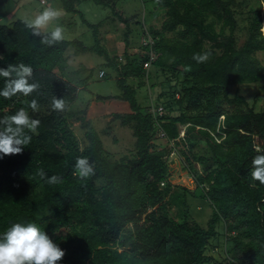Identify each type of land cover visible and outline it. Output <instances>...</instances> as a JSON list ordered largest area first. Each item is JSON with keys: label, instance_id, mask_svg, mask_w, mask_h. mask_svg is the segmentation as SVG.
Wrapping results in <instances>:
<instances>
[{"label": "trees", "instance_id": "16d2710c", "mask_svg": "<svg viewBox=\"0 0 264 264\" xmlns=\"http://www.w3.org/2000/svg\"><path fill=\"white\" fill-rule=\"evenodd\" d=\"M8 1L0 0V6ZM84 1L60 3L93 28L94 45L89 47L65 38L49 45L42 39L50 31L42 29L37 36L25 19L0 21V68L31 65L29 82L40 84L29 97H0V118L23 107L41 121L36 133H28L32 140L22 154L0 158V237L14 223H35L65 251L58 264H264V184L251 177L252 157L264 154V109H256L243 95L230 96L233 85L264 82V61L258 56L264 52V0L248 11L249 34L240 46L235 0H143L153 3L151 11L161 15L162 23L159 28L142 26L147 52L126 53L124 62L101 43L104 20L91 24L84 18L78 8ZM89 1L112 8L115 2ZM114 12L126 22L128 43L129 20ZM226 29L230 34L221 39ZM206 41L212 42L211 48L204 46ZM71 45L104 55L106 65L117 73L121 92L98 94L96 99L128 102L131 111L114 112V118L132 130V155L113 158L100 131L87 123L81 141L67 115L48 107L53 96L75 100L77 85L54 68ZM205 51L211 53L205 63L192 59ZM145 63L153 68L148 70ZM158 70L166 81L160 82L156 99L146 94L143 104L142 79L150 81ZM168 70L172 73L166 74ZM133 78L140 79L137 86L129 82ZM4 85L0 77V90ZM150 85L153 89L157 82ZM32 98L38 99L39 112L28 108ZM159 106L162 113L154 112ZM163 141L168 146H160ZM204 145L209 154L197 152ZM166 148L180 154L195 189H175L168 154H163ZM78 156L87 157L93 168L84 180L72 175ZM52 175L61 182L49 184ZM188 195L202 197L212 208L205 227L190 221ZM170 206L177 209L173 216ZM220 227L224 261L207 252L220 240Z\"/></svg>", "mask_w": 264, "mask_h": 264}, {"label": "rangeland", "instance_id": "374dc122", "mask_svg": "<svg viewBox=\"0 0 264 264\" xmlns=\"http://www.w3.org/2000/svg\"><path fill=\"white\" fill-rule=\"evenodd\" d=\"M235 2L234 8L237 10L236 18L238 22L235 36L237 44L240 46L249 34L248 30L251 21L248 19V11L255 9L259 0H235ZM48 6L62 8L65 14L58 21L51 22L48 28L43 30L51 31L57 24H61L64 28L65 39H78L88 47L94 45L93 28L83 22L80 13H68L60 3V0H44L43 2L42 0H9L0 6V21L9 23L11 20L18 18L30 20ZM112 6L114 10L122 12L123 18H128L129 20L131 32L128 36V43L125 40L124 33L127 28L126 22L117 17L112 7L100 6L88 0L79 5L78 8L82 11L84 18L91 24H98L104 20V25L100 27L101 43L109 50L112 56L117 55L124 62L126 53L130 55L146 53L147 51L142 47V26L145 24L144 27L149 28L152 24L159 28L162 23L161 15L152 13L154 10L153 3L144 4L143 0H115ZM261 14L264 16V5L261 8ZM135 21H138V23H135ZM221 23V21L216 23L217 31L220 30ZM262 25L264 30V21ZM229 34V29H226L220 38L222 39ZM211 44L212 42L206 41L204 46L211 48ZM258 56L264 61V52H259ZM144 67L149 70L153 68V65L145 63ZM54 68L55 72L64 79L77 85V90L72 94V96H75V100L72 102L63 100L64 110L62 112L67 115L78 139L83 141L85 138V130L82 125L85 126L87 123V125L93 126L100 131L105 147L110 151L113 158L117 159L124 155H132L136 151L132 130L129 127L122 126L114 118V112L131 111L128 102L113 98L105 101L96 99L98 94L110 96L121 92L116 83L118 75L110 66L106 65L104 55L89 49L79 51L77 46L71 45L65 52V59L60 61L59 65ZM102 70L107 73L104 77H100ZM170 73L172 71L168 70L166 74ZM151 77L153 79L150 78V81L147 78L142 79L145 81L144 86L140 87V101L143 104L147 100L146 94H151L153 99H156L157 93L162 88L160 82L166 81L164 73L160 70L157 72L153 71ZM179 78L180 80L184 78L182 73L179 74ZM85 79L86 81H84ZM153 80L157 82V85L151 89L150 84ZM139 81V78H133L129 82L137 86L140 83ZM237 95L245 96L256 109H264V82L231 86L230 96L234 97ZM50 105L51 103L48 107ZM179 129L181 134H183L184 125L180 124ZM163 142H161L160 146L166 147L167 144L165 141ZM168 148L163 149V154L166 156L168 154L172 173L171 183L175 186V189L180 190L182 187L195 189V179L184 167L185 162L181 159L180 154L175 150H170V152ZM197 152L200 154L204 152L206 154L210 153L205 145L199 146ZM188 204L190 206L188 211L190 221L198 220L205 227L212 213L210 205L202 197H193L191 195H188ZM170 207V214L173 216L176 214L177 209L173 206ZM219 229L220 240H214L213 243L216 246L211 245L207 252L212 253L218 260L224 261L225 256L222 247L224 232L223 228L221 229L220 227Z\"/></svg>", "mask_w": 264, "mask_h": 264}, {"label": "clouds", "instance_id": "9594fccd", "mask_svg": "<svg viewBox=\"0 0 264 264\" xmlns=\"http://www.w3.org/2000/svg\"><path fill=\"white\" fill-rule=\"evenodd\" d=\"M43 2V0H42ZM62 8L45 7L33 19L25 20L26 27L32 29L34 35H41V30L48 28L53 21H58L63 15ZM64 39L63 25L57 24L48 35L42 39L43 43L53 44ZM211 57L210 52L194 53L192 59L197 63H205ZM33 75L31 65L24 63L9 64L7 68H0V77L5 78V85L0 90V97L10 100L12 97L22 95L29 97L40 89L38 82H29ZM104 77V76H103ZM53 111H63L64 101L55 96L51 100ZM28 108L33 113L39 112L38 99L32 98ZM41 121L30 117L25 108H20L14 114L0 118V158L7 155L22 154L23 149L31 142ZM259 152L260 149H257ZM93 172L92 165L87 157L78 156L73 165L72 175L80 180L88 178ZM251 177L253 181L264 184V154H259L251 159ZM49 184H58L61 177L52 175L47 181ZM65 251L42 231L35 223L12 224L0 237V264H58L64 257Z\"/></svg>", "mask_w": 264, "mask_h": 264}, {"label": "built area", "instance_id": "2783aa9c", "mask_svg": "<svg viewBox=\"0 0 264 264\" xmlns=\"http://www.w3.org/2000/svg\"><path fill=\"white\" fill-rule=\"evenodd\" d=\"M147 64H149V63H147ZM104 75H105V71L102 70L101 73H100V77H103ZM156 111H158L159 113H162L163 107L159 106L157 109L154 110V112H156ZM161 137H165V133L163 131L161 132Z\"/></svg>", "mask_w": 264, "mask_h": 264}, {"label": "crops", "instance_id": "0c3cea01", "mask_svg": "<svg viewBox=\"0 0 264 264\" xmlns=\"http://www.w3.org/2000/svg\"><path fill=\"white\" fill-rule=\"evenodd\" d=\"M126 105V104H125ZM127 107V106H126Z\"/></svg>", "mask_w": 264, "mask_h": 264}]
</instances>
